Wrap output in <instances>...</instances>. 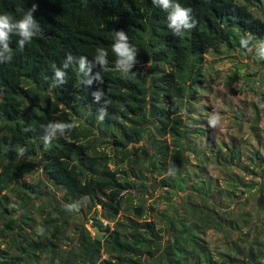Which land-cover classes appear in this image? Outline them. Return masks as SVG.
<instances>
[{"label":"trees","instance_id":"16d2710c","mask_svg":"<svg viewBox=\"0 0 264 264\" xmlns=\"http://www.w3.org/2000/svg\"><path fill=\"white\" fill-rule=\"evenodd\" d=\"M177 2L191 8L197 22L183 37L172 35L168 13L152 0H0V14L17 20L35 3L38 33L22 47L14 33L7 50L0 43V264H264V218L251 235L247 218L232 219V208L223 212L211 203L215 183L205 162L214 149L197 144L204 131L191 127L197 120L188 114L210 50L224 46L242 55L244 38L251 53L260 52L255 62L264 65V0ZM115 31H124L138 49L130 70L137 76L115 68ZM97 48L108 52L107 70L95 60ZM81 56L87 74L78 70ZM57 69L65 73L64 83L55 78ZM97 74L102 83L81 82ZM97 91L98 101L92 95ZM50 122L76 127L63 136L56 130L45 148ZM230 151V157L215 154L232 187L219 194L240 204L257 193L264 212V169L259 184L239 180L249 194L235 200L232 169L240 154ZM113 158L126 163L133 180L111 169ZM256 158L263 167L253 153L254 167ZM148 208L162 228L147 221ZM92 209L98 214L95 235L80 216ZM200 229L225 231L235 254L214 258Z\"/></svg>","mask_w":264,"mask_h":264},{"label":"rangeland","instance_id":"374dc122","mask_svg":"<svg viewBox=\"0 0 264 264\" xmlns=\"http://www.w3.org/2000/svg\"><path fill=\"white\" fill-rule=\"evenodd\" d=\"M253 49L240 55L238 51H227L224 46H222L218 51L210 50V54L205 55L204 59V71L205 79L203 83L197 85V91L192 98L190 104L193 110L190 114L194 116L197 121H191L192 128H199L204 131L203 137H201L198 142L203 146L212 147L214 149L213 156L207 159V175L211 178V181L215 183L213 189L214 194L212 195L211 203L214 202L217 209L225 211V209L230 207L233 211V217L240 218V216L247 218L246 224L248 225L247 231L251 229V235H255V227L261 224L264 218V212L261 211L256 205L254 195L246 193L245 187L240 185L239 180L248 181L251 178L259 184L262 180L260 169V160L255 159V165L251 163V155L253 153H258L259 156L264 161V144L260 142L256 136L264 139V65L255 62V55L260 54L259 50ZM214 117H218L217 123L213 126L210 122ZM169 142V140H168ZM167 142V143H168ZM145 143V141H142ZM170 143V142H169ZM141 145V144H139ZM137 145V146H139ZM131 145L128 146L130 148ZM136 146V147H137ZM110 145H105V149L112 155ZM200 147V145H197ZM102 149V147H100ZM226 157H230L231 151L239 153L240 157L233 160L235 165L233 166V174L235 176V194L232 196L237 198L242 194L249 197L240 202V204L231 203V200H227L219 194L220 190L223 192H230L232 187L227 183L228 170L222 168L221 164H224L222 159L217 160L215 154L217 151ZM117 159L113 158L110 167L111 169L117 168L120 170L121 176H127L131 180L130 169L127 167L126 163L117 164ZM246 167V170L243 168ZM191 169L198 171L199 168L192 166ZM256 173H251V170ZM123 170L125 173H123ZM156 177V174L153 173ZM158 182H159V177ZM134 195L138 194L134 191H130ZM126 192L122 193L125 197ZM244 198V195H242ZM241 197V198H242ZM149 199H146V205L148 206ZM199 202V200H196ZM133 203H136L135 200ZM164 203L155 205L156 213L163 209ZM99 208V207H96ZM81 219L84 221L86 228L92 235H95L98 231L94 227V218H98V214H94V209L89 212H81ZM248 216V217H246ZM121 218V216H120ZM145 218L147 221L153 220L156 222L157 228H162V220L156 218L155 212H151L149 208L146 211ZM103 221V220H102ZM107 222L103 221V225ZM226 226L228 222L224 223ZM70 234H73L71 229ZM225 234V231H224ZM223 232H217L213 229L199 231V236L205 240L208 248L214 255V258L223 259L219 256L220 253H229L230 256L235 254L232 245V239L228 242L224 238ZM167 240L166 234H164L163 241ZM144 260V258H142ZM236 259V258H234ZM237 260V259H236ZM226 262L224 264H229ZM242 264L240 260H237L235 264Z\"/></svg>","mask_w":264,"mask_h":264},{"label":"clouds","instance_id":"9594fccd","mask_svg":"<svg viewBox=\"0 0 264 264\" xmlns=\"http://www.w3.org/2000/svg\"><path fill=\"white\" fill-rule=\"evenodd\" d=\"M153 5L159 7L161 10L167 12V22L168 28L171 30V33L174 37H183L186 32H190L196 27V20L193 18L192 10L188 7H183L177 0H152ZM36 4L33 3L32 7L24 12L22 18L14 19L13 16L8 14H0V43H3L5 49L7 50V41L9 39V33H14L18 37H20L18 43L22 47L25 42L31 43L34 35H37V31H35L37 25L36 21L32 17V12L36 11ZM251 39V36L248 37ZM240 46L247 51V40L242 38L240 40ZM96 51L99 52V55L95 57L96 62H98L102 68V70H107V65L109 61L106 59L108 52L104 48H97ZM138 49L129 43V37L125 34L124 31H115V41L112 45V52L116 56L115 68L120 73L127 76L131 74L132 76H137L136 72H131V68L133 64L138 63L136 61V53ZM68 61L72 60L71 54L67 55ZM85 64L86 58L81 56L79 58V68L78 70L81 72H85ZM64 67H67V62L64 63ZM54 67V66H53ZM55 78L60 81V83H64L65 81V73L62 70H55ZM93 79L100 81L99 74L95 77L89 78L87 80H82V83L91 85ZM94 100L98 101L102 95L101 92L97 91L92 93ZM99 119L102 121L104 119L103 116H100ZM218 117H214L210 122L213 126L216 125ZM76 127L75 123H64V122H55L48 123L47 125V135L43 137V143L45 148L51 146L52 140L55 138L56 130H59L61 136H63V132L65 129H68L69 132ZM32 127L24 128L23 131L27 132ZM21 154L26 151V149L22 148ZM177 171V170H176ZM176 171L173 172L171 169L168 172V175L175 176ZM69 210L71 206H66ZM41 233L42 229H38Z\"/></svg>","mask_w":264,"mask_h":264}]
</instances>
